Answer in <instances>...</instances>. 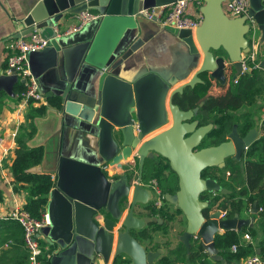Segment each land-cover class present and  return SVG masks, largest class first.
<instances>
[{
	"label": "water",
	"instance_id": "obj_1",
	"mask_svg": "<svg viewBox=\"0 0 264 264\" xmlns=\"http://www.w3.org/2000/svg\"><path fill=\"white\" fill-rule=\"evenodd\" d=\"M176 1L40 0L23 21L27 29L19 37L37 30L49 40L44 49L29 53L33 76L40 83L45 73L60 66L66 74L64 80H54L56 88L43 93L47 98H57L59 104L34 118L36 133L28 140L29 146L43 147L44 154L42 161L27 171L55 176L47 206L49 224L39 232L52 251L50 264L155 262L162 249L148 251L134 232L162 222L159 217L136 215L138 205L152 199V191L141 181L145 160L157 154L166 157L179 176V190L166 193L165 199L180 208L187 219L180 239L188 252L192 239H196L208 261L222 260L216 235L227 230L241 232L244 226L252 225V218H241L238 213L222 217V209L205 212L209 201L201 200L202 193L232 191L215 178H204L202 172L209 166L224 167L228 158L242 161L259 139V129L241 136L235 124L225 142L198 149L212 124L199 126L194 119L198 109L185 111L173 102L174 94L202 81L201 72L209 71L213 79L227 84L226 58L236 70L233 80L237 79L243 54L249 51L245 17H229L223 9L226 0H205L200 7L203 21L195 31L165 26L186 43L191 54H200V49L204 53L195 76L170 94L178 83L176 76L168 78L148 69L127 80L109 71L127 32L137 27L141 11ZM88 9L101 17L79 31L62 33L70 15ZM249 15L259 24L264 41V0H251ZM219 49L227 56L217 55ZM18 82L25 80L16 72L0 71V90L15 97ZM170 122L168 129L148 138ZM136 157L137 182L129 169ZM104 163L123 167L125 173L110 179L102 169ZM252 206L256 213L257 202Z\"/></svg>",
	"mask_w": 264,
	"mask_h": 264
},
{
	"label": "trees",
	"instance_id": "obj_2",
	"mask_svg": "<svg viewBox=\"0 0 264 264\" xmlns=\"http://www.w3.org/2000/svg\"><path fill=\"white\" fill-rule=\"evenodd\" d=\"M217 55L227 56L225 50L215 51ZM251 64V61H249ZM233 71L234 65H231ZM201 82L194 86H186L182 93L177 92L173 96V102L182 110H197L194 119L198 120L199 126L212 124L211 130L204 137L198 149L216 146L228 139V134L235 124L238 125V132L245 136L257 126L256 116L263 109L260 104L264 99V66L252 69L241 74L236 80L230 82L229 96L233 97L226 105L207 106L206 101L210 91L214 87V80L209 71L199 74ZM24 85H21V92ZM57 98H49L48 104L58 106ZM47 106H40L32 109L30 113L31 122L18 136V146L15 150L11 171L13 175V189L15 192H26L25 209L34 217L41 219L47 211L49 194L55 186V179L49 173H32L27 170L38 165L43 158V147H29L27 139L35 134L33 123L34 116L43 114ZM1 110V105H0ZM259 139H257L247 150L242 161L228 158L225 166H209L202 172L204 178L212 177L217 179L231 193L221 192L201 194V200L210 201L208 212L215 206L226 210V217H234L236 213L241 218L253 217L254 223L251 226H244L241 232L227 230L216 235V246L221 249L225 260L229 264H241L242 261L254 254L264 260V118L259 127ZM27 136V138H25ZM143 181L149 182L157 179L163 193L175 194L179 190V176L172 169L170 161L157 154L147 158L143 167ZM2 190L0 189V196ZM257 202V212L253 213L252 204ZM154 214L164 218L165 222L154 225V231L162 228L168 232V223L179 220L183 214L180 208L171 209L168 206L157 208L153 201L150 203ZM249 233L252 241H243V235ZM150 239L154 238L151 232ZM197 242V241H196ZM43 254L40 259L44 264H50L49 252L46 249V242L41 241ZM171 246V242L167 241ZM233 245L237 249L233 250ZM194 249L191 243V252H187L186 245L180 241L177 248H169L168 252L159 258L160 264H209L203 257H193ZM28 251L24 245V231L22 226L12 219H0V264H25ZM128 264V260H118L115 264Z\"/></svg>",
	"mask_w": 264,
	"mask_h": 264
},
{
	"label": "crops",
	"instance_id": "obj_3",
	"mask_svg": "<svg viewBox=\"0 0 264 264\" xmlns=\"http://www.w3.org/2000/svg\"><path fill=\"white\" fill-rule=\"evenodd\" d=\"M38 1L40 0H0V71H2L3 74H7V57L11 51L10 45L16 39L30 34H21V36L19 37L20 33H23V31L27 29L23 22L24 19L27 17L32 8L38 3ZM189 11L192 15L202 14L200 11V5L198 4L192 5ZM77 22V15H70L63 31L67 30L70 26ZM137 22V27L127 32L126 37L121 43L118 55L114 58L111 66L109 67V71L127 80L133 79L139 73H142L148 69H156L168 78L176 76L178 78V83L170 89L169 94L173 89L185 85L187 82H189L195 76L198 69L203 63L204 53L202 52V50L200 49V54H191L186 43L175 36L172 32L167 30L165 26H161L160 24L154 21L147 20L144 17H139ZM260 38L262 39V33L260 35ZM263 56L264 41L262 40L259 44L257 55L255 58V62L259 64V67L264 66ZM252 62L253 61H251V63ZM226 63V74L228 76L227 84L222 85L217 80L213 79L215 82L214 87L208 94L206 101H204L203 104L206 103L207 106H214L233 100V97L229 96V87L230 82L233 80V76L236 73V70L233 71V69L231 68V65L233 64H231V61L228 58H226ZM57 78L59 80H64L66 78L63 66H60L56 69H51L40 78V85L43 93H47L51 89L57 87V84L55 82ZM22 84L24 85V83L18 82L14 85V90L16 93L15 97L10 96L4 90H0V136L7 137L4 141V145L6 147H9V152L3 160L4 167L0 168V189L2 190V195L0 196V219L6 218L18 203L25 205L27 200L25 191L15 192L13 189V175L11 167L16 156L15 150L18 146V136L23 131L24 135L27 133V130L25 128L31 122V119L29 117L32 109L38 108L40 106H47V108L51 106L49 104L42 105L34 102L29 104H21L19 101V96L21 93ZM48 99L49 98L46 97L47 102ZM44 115L45 112L43 114L34 116V118ZM257 116L256 127L259 129L264 116L260 120H258ZM17 125L19 126V133L17 135V138L15 140H12L9 136V133L11 130L16 128ZM171 125L172 122L159 128L148 138L161 133L162 131L168 129ZM34 135L31 138H33ZM25 138H27V136H25ZM31 138L27 139V144L28 140H30ZM133 159H136V169L139 171L138 158H132V160ZM130 171L135 175V180L138 179L139 172L137 176L134 172V169H130ZM120 172L121 171H118V174L116 175L117 178L121 177ZM150 202L151 200L147 204H139L136 210V215L139 217H159L162 218V222H155L141 230H135L134 235L147 248L148 251H156L158 249H162V254L153 263L160 264L159 258L163 254L167 253L169 248H177L179 246V242L182 241L180 237L187 228V219L185 215L182 214L178 218L179 220L177 223L176 220L168 223V232H165L162 228L154 231V225L157 223L158 225H160L165 222V220L160 215L154 214L153 209L150 207ZM165 206H168L171 209H178V207L169 202H167ZM217 209L221 208L215 206L214 208H211V211H215ZM127 211L128 210L126 209V212ZM249 218H252L253 224V217ZM179 226H183V229H179ZM151 232L154 234L153 239H150L148 237V234ZM174 235H177V237H173ZM41 237V240L46 242L45 237ZM167 241L171 242V246L167 245ZM191 243L194 249V253L192 254V256L201 258L203 257L208 261V255L201 247L200 241L192 239ZM46 249H48V244H46ZM51 254L52 251L50 250L49 257ZM220 255H222L223 257L222 260H217L214 263L208 261V263L229 264L225 260L222 251L220 252ZM100 264L104 263L100 262ZM241 264H244V260Z\"/></svg>",
	"mask_w": 264,
	"mask_h": 264
},
{
	"label": "built area",
	"instance_id": "obj_4",
	"mask_svg": "<svg viewBox=\"0 0 264 264\" xmlns=\"http://www.w3.org/2000/svg\"><path fill=\"white\" fill-rule=\"evenodd\" d=\"M204 3L205 0H178L170 5L156 6L142 10L141 13L142 17L145 19L154 21L161 26H172L178 29H191L195 31L202 23L203 15H192L189 9L192 5L198 4L201 7ZM250 7L251 0H226L223 3V9L229 17H245V22L249 25V51L243 54L241 74L259 67V64L255 62V58L259 44L262 41L260 38L261 30L256 19L249 15ZM77 17L78 22L63 31V34L67 35L79 31L88 22L101 17V14L88 9L77 14ZM48 42L49 40L45 39L37 30H35L29 35L16 39L10 45L11 51L7 57L6 73L11 74L16 72L20 79L25 80L24 90L19 96L21 104H29L33 102L42 105L48 104L46 97L41 90L40 83L33 76L29 66V53L44 49L48 45ZM249 60L253 62L250 64ZM18 133L19 126L17 125L16 128L10 131L9 136L12 140H15ZM6 138V136H0V168L4 167L3 160L9 152V147L4 145ZM129 168L131 170L134 169L135 174L138 176L139 171L136 169L135 159H131ZM102 169L110 179H118L116 177L118 171H121V176L125 173L123 167L112 166L109 163H104ZM53 178L55 179L54 175ZM137 180L138 179H136L135 182H137ZM141 185L152 191L151 201L154 202L157 208L163 207L167 203L165 193L161 190L157 179H152L149 182H144L142 180ZM226 213L227 211L222 209V217H226ZM6 219L17 221L23 228L24 245L28 251L25 264H42L40 257L43 254V247L41 244L42 237L39 235V232L43 226L49 224L48 212L46 211L43 217L38 219L25 209V205L18 203ZM243 241H252L251 235L245 233L243 235ZM232 249L236 250L237 245H233ZM244 264H264V260L259 254H254L245 258Z\"/></svg>",
	"mask_w": 264,
	"mask_h": 264
},
{
	"label": "rangeland",
	"instance_id": "obj_5",
	"mask_svg": "<svg viewBox=\"0 0 264 264\" xmlns=\"http://www.w3.org/2000/svg\"><path fill=\"white\" fill-rule=\"evenodd\" d=\"M230 102V101H229ZM228 101L227 102H225V103H222V104H220V105H226L227 103H229ZM260 104H264V99L261 101V103ZM264 116V109H262V110H260V112L258 113V120H260L262 117ZM145 182V181H144ZM178 221L176 220V223H177ZM175 223V224H176ZM179 229H183V226H179ZM173 237H177V235H174Z\"/></svg>",
	"mask_w": 264,
	"mask_h": 264
}]
</instances>
